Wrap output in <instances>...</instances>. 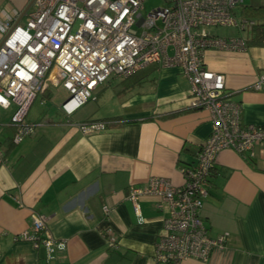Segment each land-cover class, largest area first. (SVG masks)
<instances>
[{"label":"crops","instance_id":"1","mask_svg":"<svg viewBox=\"0 0 264 264\" xmlns=\"http://www.w3.org/2000/svg\"><path fill=\"white\" fill-rule=\"evenodd\" d=\"M243 3L264 6V0ZM28 6L29 0H0V18L24 24ZM214 32L241 34L231 27ZM245 34L246 49L209 48L204 64L225 75L243 121L264 125V81L254 88L264 74V38ZM135 73L144 77L134 84L111 77L71 113L61 106L69 96L65 89L59 103L46 106L55 87L50 86L39 93L40 113L29 116L36 97L27 114L36 123L34 132L19 143L13 141L15 106L0 105V264H164L154 253L166 206L144 195L137 213L130 186L153 175L182 184L180 164L195 159L213 123L208 109L189 107L191 84L180 67L152 63L125 78ZM90 121L105 126L81 130ZM216 165L201 215L210 235L226 233V247L208 261L187 258L180 264H264V139L256 143L252 161L225 148ZM34 212L47 215L49 230L66 239L50 263L41 248L16 238L31 226ZM112 234L116 246L109 243Z\"/></svg>","mask_w":264,"mask_h":264},{"label":"built area","instance_id":"2","mask_svg":"<svg viewBox=\"0 0 264 264\" xmlns=\"http://www.w3.org/2000/svg\"><path fill=\"white\" fill-rule=\"evenodd\" d=\"M166 2L144 14V0H29L26 23L0 18V105L15 106L13 141L19 143L34 132L36 123L28 121L27 114L37 95L50 86L68 92L61 106L71 113L111 77H128L152 63L180 67L191 84L189 107L210 111L212 132L195 159L180 164L182 184L153 175L142 185L132 184L128 198L137 213L144 195H155L156 205L166 206L155 243L159 263L180 264L187 258L208 261L214 251L226 247L227 239L226 233L210 235L201 215L211 168L225 148L252 157L256 143L264 139V125L243 121L242 105L231 98L225 75L207 68L204 56L209 48L246 49L245 33L257 21L237 13L243 0ZM217 27H231L241 34L218 35ZM263 81L264 74L254 88H262ZM104 126V121L80 124L85 132ZM16 238L43 248L48 263L66 247V239L49 230L44 213H32L31 226ZM108 239L117 245L114 234Z\"/></svg>","mask_w":264,"mask_h":264},{"label":"rangeland","instance_id":"3","mask_svg":"<svg viewBox=\"0 0 264 264\" xmlns=\"http://www.w3.org/2000/svg\"><path fill=\"white\" fill-rule=\"evenodd\" d=\"M166 3H167L166 0H144V3H143L144 5H143L142 12L145 14L148 11H150L151 9H153L154 7L162 6V5H165ZM140 72H142V71H140ZM138 75H139V73H135L130 78L119 77V78H122L119 81H123L124 83H127L128 81L133 79V77H138ZM115 77L116 76H114L112 79H115ZM102 88L105 89V86L103 85L99 89H102ZM65 91H64V88L62 86L54 87L53 88V96H52L51 99H49V101H48L46 106L47 107H52V106L56 105L57 103H59L60 102V98H62V94L64 95ZM108 91H111V89L109 88ZM41 109H42V105H40V94H39L37 96V98L35 99L34 103H33V106L31 108L29 116L30 117L31 116H37L40 113Z\"/></svg>","mask_w":264,"mask_h":264},{"label":"trees","instance_id":"4","mask_svg":"<svg viewBox=\"0 0 264 264\" xmlns=\"http://www.w3.org/2000/svg\"><path fill=\"white\" fill-rule=\"evenodd\" d=\"M238 11L239 12H237V13L241 16H248V17H252V18L256 19V21H257L256 25H255L254 29L252 30V33H253L252 39L261 41L264 38V20H261V18H264V6H262V5L253 6V5H249L248 3H242L241 8L238 9ZM143 77L144 76H142V77L138 76V77H134L131 80L133 81V84H134V83H137ZM245 157L247 160L252 161V157H250V156H245ZM216 169H217V165L215 164L211 168L210 175ZM210 175H209V181H211Z\"/></svg>","mask_w":264,"mask_h":264},{"label":"water","instance_id":"5","mask_svg":"<svg viewBox=\"0 0 264 264\" xmlns=\"http://www.w3.org/2000/svg\"><path fill=\"white\" fill-rule=\"evenodd\" d=\"M41 253H42V254L44 253V249H43V248H41Z\"/></svg>","mask_w":264,"mask_h":264}]
</instances>
